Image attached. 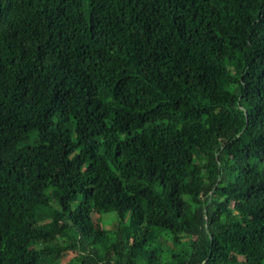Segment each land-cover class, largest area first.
<instances>
[{"label": "trees", "instance_id": "obj_1", "mask_svg": "<svg viewBox=\"0 0 264 264\" xmlns=\"http://www.w3.org/2000/svg\"><path fill=\"white\" fill-rule=\"evenodd\" d=\"M0 264H264V0H0Z\"/></svg>", "mask_w": 264, "mask_h": 264}, {"label": "rangeland", "instance_id": "obj_2", "mask_svg": "<svg viewBox=\"0 0 264 264\" xmlns=\"http://www.w3.org/2000/svg\"><path fill=\"white\" fill-rule=\"evenodd\" d=\"M114 218H115L114 214H109L105 217H101L100 219L103 221V229H106V230L112 229L113 227L112 222H114ZM161 242L163 243L164 246L170 245L169 242H165V241H161ZM38 247L40 246L38 245ZM74 256H75V253H73L72 251H67L64 253L63 259L68 260V259L73 258Z\"/></svg>", "mask_w": 264, "mask_h": 264}]
</instances>
